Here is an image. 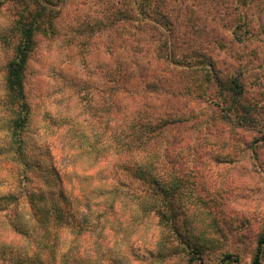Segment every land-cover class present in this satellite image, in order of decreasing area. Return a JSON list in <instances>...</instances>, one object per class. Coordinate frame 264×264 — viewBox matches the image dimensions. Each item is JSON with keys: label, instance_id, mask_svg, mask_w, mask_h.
<instances>
[{"label": "rangeland", "instance_id": "1", "mask_svg": "<svg viewBox=\"0 0 264 264\" xmlns=\"http://www.w3.org/2000/svg\"><path fill=\"white\" fill-rule=\"evenodd\" d=\"M52 1H57L60 9L58 32L49 38L35 37L26 77L31 118L25 147L40 174V184L54 182L57 190L53 176L56 170L67 187L77 189L95 182L82 175L91 174L86 169L90 156L85 152L93 145L104 147L110 117L109 73L117 67H131L147 82L135 79L131 83L136 94L122 97L120 117L185 118L190 120L189 125L172 135L182 133L189 138L201 126L202 140L193 143L195 155L188 149L189 144L192 146L189 140L188 144L173 146L176 153L181 151L185 162L173 166L169 185L177 191L172 203L177 206L178 224L187 235L184 238L205 250L202 262L197 264H252L264 236V144L258 148L253 143L264 139V0H247L248 4L243 0H144L163 17L157 18L163 25L161 31L156 21L147 19V27L157 26V30L148 32L126 28L115 31L108 23L131 17V0ZM225 13L226 18L219 19ZM239 15L247 16L252 31L247 37L240 35L242 43L236 42V35L245 29L238 22ZM12 19L10 5L1 7L0 35L7 34ZM159 32L170 41L172 47L166 48L170 47L173 54L198 53L201 64L184 70L171 65L166 69L155 62L158 51H163ZM10 57L9 46L0 41V102L4 67ZM207 64L214 66L218 75L242 84L244 94L237 98L238 103L229 88V92L222 91L212 82H202ZM229 117L232 121L234 117H257L261 124L254 129L237 126L231 130ZM70 153L81 156L70 160ZM123 215L120 223L126 220L127 212ZM136 222L123 228L115 221L108 225L104 242L108 243L110 261L165 264L154 257L158 251L154 244L159 240L155 219L140 225ZM122 231L139 237L133 250L112 239L114 234L121 237ZM132 252L137 259L128 256ZM223 253L230 254L232 260H223ZM181 256L169 264H185ZM260 264H264V244Z\"/></svg>", "mask_w": 264, "mask_h": 264}, {"label": "trees", "instance_id": "2", "mask_svg": "<svg viewBox=\"0 0 264 264\" xmlns=\"http://www.w3.org/2000/svg\"><path fill=\"white\" fill-rule=\"evenodd\" d=\"M131 2L134 5L129 11L134 7L133 15L112 19L113 22H108L112 29L119 31L126 28L135 32L157 30L156 25L147 27V19L156 21L159 30L163 28L157 20L163 17L156 8L144 0ZM243 2L248 4L247 0ZM57 4L52 0H0V8L10 5L13 11L7 34L0 35V41L9 46L11 54L4 67V94L0 102V264H114L116 262L108 258V243L104 242L108 225L115 221L123 228L132 221L140 225L144 220L154 219L159 232V240L157 237L158 241L154 244L158 251L154 257L166 261L165 264L175 257L179 259V255H182L185 264L201 263L205 250L191 242L190 238H184L187 235L183 233L182 225L178 224L177 206L172 203L177 191L169 186L173 166L180 161L185 162L181 151L176 153L173 146L190 141L192 146L189 144L188 149L194 154L193 143L199 144L202 140L199 133L201 126L198 125L193 138H189L182 133L172 135L189 125L190 120L185 118L136 117L138 114L120 117L123 112L118 105L122 97L136 94L131 83L135 79H145L142 74L135 73L136 69L117 67L109 73L110 117L104 147L101 149L93 145L89 152H85L90 156L86 169H90L91 174L82 175L83 179L95 182L77 189L72 185L67 187L63 184L61 172L56 170L53 176L57 181V190L54 189V182L46 180L48 183L40 184V174L27 156L25 147L24 138L31 118L26 77L36 47L35 37L49 38L58 32L56 22L60 9ZM226 14L219 15V19L226 18ZM238 22L245 29L236 35L238 41H235L242 43L240 38L247 37L252 31L247 16L240 18L239 15ZM143 26L146 28L141 31ZM159 36L160 39L163 36V51H158L153 58L155 62L164 64L166 69L171 65L184 70L201 64L198 53L175 55L170 47L166 48V45L172 47L167 37L161 32ZM154 37L149 36L150 39ZM207 66L209 69L202 75V82H212L222 91L229 92V88L235 92L234 100L238 103L237 98L241 99L244 94L242 84L232 77L218 75L214 66ZM146 82L145 79L144 84ZM229 121L234 124L229 123L231 130L237 126L254 129L261 124L257 117H234L233 121L229 117ZM214 137L218 140L217 136ZM98 142L99 139L94 144ZM253 143L259 148L264 139H255ZM245 146L242 145L243 148ZM77 155L81 156L70 153L67 157L73 160ZM126 212V220L120 223L121 216ZM125 233L122 231L119 238L114 234L112 239L116 238L126 249L133 250L139 237L133 238ZM263 244L264 236L257 244L252 264L261 263ZM133 253H128V256L135 260L137 256ZM223 254V260H232L230 254Z\"/></svg>", "mask_w": 264, "mask_h": 264}]
</instances>
